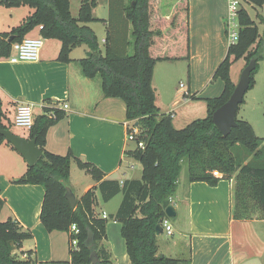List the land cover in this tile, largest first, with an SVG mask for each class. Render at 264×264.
<instances>
[{"label": "trees", "instance_id": "trees-1", "mask_svg": "<svg viewBox=\"0 0 264 264\" xmlns=\"http://www.w3.org/2000/svg\"><path fill=\"white\" fill-rule=\"evenodd\" d=\"M97 3L98 0H81L78 16L74 17L70 0H0L5 6L28 5L34 9L19 26L0 34V57H8L12 43L22 41L36 27H40L44 38L61 41L59 61L69 62L71 51L85 44L91 52L80 59L85 76L99 75L104 96L122 99L127 120L133 122V126L138 123L136 141H145V148L135 147L127 154L141 163V178L123 182L109 179L95 165L83 162L71 152L61 155L49 151L47 132L65 117V112L45 107L43 113L35 116L28 137L36 140L43 154L15 182L44 187L41 222L49 232L69 234L70 264H114L106 244L109 219L121 224L131 264H184L186 260L158 253L156 233V226L167 218L166 208L172 204L184 168L190 182L202 181L216 186L224 178L233 180L232 217L264 219V139L248 121L238 116V125L224 136L212 118L214 111L228 101L235 89L236 83L230 75L232 63L242 57L246 58V64L252 58L258 62L262 56L264 38L252 48L259 38V30L245 3L264 6V0H241L239 39L229 45L226 57L214 73V79L223 81V91L216 97L206 98V117L195 119L182 129L175 128L170 115L160 113L155 103L153 72L158 60H189L188 0H109L104 52L89 25L102 20L93 14ZM165 3L170 5L169 10L164 8ZM172 29L177 30L175 45L166 42L157 49V39ZM131 46L132 53H129ZM257 67L256 64L251 74L250 87L254 85ZM3 117L0 105V130H10L3 123ZM131 130L129 128V132ZM2 143L14 148L0 133ZM73 160L98 182L74 207L66 197ZM97 190L106 203L119 194L123 196L118 210L109 218L95 211ZM4 206L5 200L0 196V214ZM73 224L79 229L75 235L70 231ZM73 236L78 238L77 249L71 245ZM31 237L32 233L22 229L14 219H0V264H36L28 254L25 257L16 253L23 241Z\"/></svg>", "mask_w": 264, "mask_h": 264}, {"label": "crops", "instance_id": "crops-1", "mask_svg": "<svg viewBox=\"0 0 264 264\" xmlns=\"http://www.w3.org/2000/svg\"><path fill=\"white\" fill-rule=\"evenodd\" d=\"M188 4L189 60H158L153 72L155 103L161 114H172L175 127L190 120L189 110L185 109L186 105H181V97L188 103L190 98L206 99L222 93L224 83L221 79H218L221 82H214V73L229 48L225 26L227 0H188ZM97 6L93 14L102 20L91 22V27L96 32L93 23L101 21L106 25L107 32L109 0L105 17L97 15ZM79 8L80 5L78 13ZM33 11L28 5L0 4V34L19 26ZM71 13L73 15L72 8ZM165 32L157 39V49L164 47L166 42L175 45L177 30ZM26 37L43 38L39 59L11 63L9 56L0 57L3 123L12 131L21 103L31 104L38 114L43 113L45 107L63 109L65 117L47 132L46 148L49 151L61 155L71 152L83 162L95 165L109 179L120 182L140 179L142 170L140 177L130 171L127 173V169L135 167L133 161H137L127 154L128 150L135 148L131 145L135 141L129 142L127 138L133 122L126 118V105L122 99L104 96L99 75L89 78L83 73L80 59L89 56L88 47L85 44L77 46L70 53L71 60L63 62L58 60L60 40L44 38L40 27ZM105 38L106 33L102 40L104 43ZM182 62L185 63L183 66L178 64ZM177 75L178 78L187 76V86L181 84L177 87ZM186 91L188 95H185ZM63 104H68V108L64 109ZM178 105H181L180 108L175 110ZM16 134L29 137V129ZM27 167L25 158L16 149L6 143L0 144V196L5 200L0 219L12 218L22 229L32 233V237L25 239L16 251L19 255L28 254L36 264H70L69 234L49 232L41 222L44 187L15 182L24 175ZM185 170L186 175L180 177L172 199L177 215L174 218L166 215L173 234L168 235L164 230L158 234V253L186 260L184 264H264V231L260 237L255 234L259 225L264 229V219L237 220L232 217L234 181L224 178L216 186L202 181L190 182ZM97 184L87 169L72 161L69 187L78 200ZM122 198L119 194L105 202L106 205L113 203V213L104 210L97 196L96 213L101 217L106 213L109 218L118 210ZM250 231H254L256 238L252 237L255 241H251ZM163 234L168 240L163 238ZM107 236L106 244L113 263L131 264L125 239L121 235V224L113 219L108 222ZM252 242H256L257 246Z\"/></svg>", "mask_w": 264, "mask_h": 264}, {"label": "rangeland", "instance_id": "rangeland-1", "mask_svg": "<svg viewBox=\"0 0 264 264\" xmlns=\"http://www.w3.org/2000/svg\"><path fill=\"white\" fill-rule=\"evenodd\" d=\"M71 1H72L71 8H72L73 16L77 17L78 16L77 9L80 5V0H71ZM245 7L250 17L254 20L255 24L258 26V30H259V38L257 39V42L253 44L252 46V48H255L258 42L260 41V39L264 38V6L253 7L251 4L245 3ZM164 8L169 10L170 5L168 6L165 3ZM107 9H108V0H98V6L96 9L97 15L105 17V13L107 12ZM183 11H185L184 8H183ZM225 20H226V15H225ZM89 25L91 26V23H89ZM93 26L96 27L95 33L97 34L99 43L102 45L101 48L103 50L105 48V43L102 40L104 38V34L106 33V25L103 22L99 21L97 23H93ZM131 40H133V36L131 37ZM129 53H132V47L130 48ZM261 53H262V56L258 59V62H257L258 67L254 74V85L250 87L249 90L246 92L244 101L243 103H241L239 110L237 112V116L239 119L248 121L252 125L255 133L259 137L264 139V50L261 51ZM246 63H247V60L245 57H242L232 63L231 69H230V75L234 83H238L240 76L242 74V71L247 65ZM178 64H182L183 66L185 63L182 62ZM178 77L179 75L175 77V80L177 81V87H181L180 86L181 84L184 86H187L188 84L187 76L182 77V78L181 77L178 78ZM214 82H221V81L216 79ZM182 89L184 90V88ZM181 102H182L181 105L182 106L186 105L185 109L189 110L187 112L190 113V120L183 122L179 126H176L175 127L176 129H182L186 127L193 120L198 119V118H204L208 115L207 100L205 98H190L189 102L186 103L181 97ZM181 105L175 106L176 107L175 110L180 108ZM34 113H35V116L38 115V112H34ZM24 130H26V128L16 127V126L12 127V131L16 133L22 132ZM131 145L132 146L135 145V147H137L136 142H131ZM133 163L135 164V167L127 169V173L129 174L130 172H132V174L139 175L140 177L142 165L139 161H133ZM185 175H186V170L184 168L181 173V178H183ZM97 196L104 210H106L107 212H110V211L113 212L112 210L113 203L106 205V203L102 201V198L99 192L97 193ZM109 222H112V219H109ZM259 226L255 230V234L258 235V237H260L259 235H261V233H263L264 231V229ZM253 232L252 231L249 232V235H250L249 237L251 241L253 237L256 238L253 235L254 234ZM163 238L165 240H168L166 239L165 234H163ZM253 241H255V239H253ZM252 243L256 244V242H252ZM67 247H68V241H67ZM69 253L70 252L68 250V257L70 256ZM119 260L121 261V258H119Z\"/></svg>", "mask_w": 264, "mask_h": 264}, {"label": "water", "instance_id": "water-1", "mask_svg": "<svg viewBox=\"0 0 264 264\" xmlns=\"http://www.w3.org/2000/svg\"><path fill=\"white\" fill-rule=\"evenodd\" d=\"M10 38V41H12ZM91 52L88 53L90 55ZM257 60L252 58L246 65L238 83H236L235 89L231 94L227 102L217 108L213 113V122L217 128L222 132L224 136H228L232 129L238 125L237 112L238 108L243 103L246 92L251 85V74L256 69ZM138 123H136V126ZM0 133L5 137L7 142H10L14 148L25 158L28 166H33L37 163L43 152L37 145L35 139H29L28 137H22L8 129H1ZM66 197L69 200L72 207L76 206L78 198L70 187L67 188ZM166 215L169 218H174L177 215L175 206L170 204L166 208ZM163 227L161 222L156 226V233L161 234ZM92 245V244H91ZM88 244V246H91ZM94 262L98 261L96 256L93 257Z\"/></svg>", "mask_w": 264, "mask_h": 264}, {"label": "built area", "instance_id": "built-area-1", "mask_svg": "<svg viewBox=\"0 0 264 264\" xmlns=\"http://www.w3.org/2000/svg\"><path fill=\"white\" fill-rule=\"evenodd\" d=\"M241 9V0H227V14L225 20V26L227 31L228 43L234 44L239 39V13ZM43 46V38L41 37H25L20 42H13L11 49L12 54L9 55L8 59L11 63H18L23 61H35L39 59L40 51ZM189 92L186 91L185 95H188ZM64 109L68 108V104H63ZM50 116L55 117L54 114ZM172 116V114H171ZM34 109L33 106L29 103H21L16 111L14 124L18 127L30 129L34 124ZM132 130L128 133V140L135 141L137 147L144 149L145 141L141 140L136 141V134L138 132L137 128L131 123ZM104 218H108L107 214H103ZM163 230L168 234H173V227L169 218H165L161 221ZM72 234H77L79 229L76 224H73L70 228ZM71 245L73 248H78V238L74 237L71 239ZM26 257V256H25Z\"/></svg>", "mask_w": 264, "mask_h": 264}]
</instances>
